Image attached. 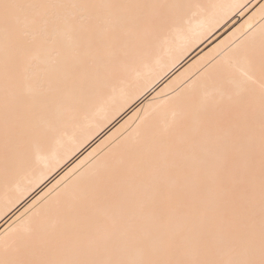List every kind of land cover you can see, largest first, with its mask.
Masks as SVG:
<instances>
[{"label":"bare ground","instance_id":"1","mask_svg":"<svg viewBox=\"0 0 264 264\" xmlns=\"http://www.w3.org/2000/svg\"><path fill=\"white\" fill-rule=\"evenodd\" d=\"M39 2L168 7L131 11L142 20L122 26L117 43L98 45L99 33L89 42L60 30L37 35L24 50L25 89L46 104L30 119L46 136L32 138L22 156L10 153L6 163L0 131V248L30 230L69 222L95 176L138 198L141 156L184 144L202 119L249 101L259 114L264 0ZM161 15L165 23L152 22ZM3 96L0 74V128ZM89 211L104 218L112 209L96 201Z\"/></svg>","mask_w":264,"mask_h":264},{"label":"snow or ice","instance_id":"2","mask_svg":"<svg viewBox=\"0 0 264 264\" xmlns=\"http://www.w3.org/2000/svg\"><path fill=\"white\" fill-rule=\"evenodd\" d=\"M165 7L0 0L6 163L10 153L22 156L32 138L41 142L46 136L30 119L46 104L30 97L23 75L22 53L37 35L63 30L96 42L99 33L98 45L117 43L122 26L142 20L131 11ZM260 62L264 69V41ZM140 164L138 198L113 187L110 178L95 176L71 207L69 222L6 240L0 264H264V82L258 117L253 101L238 104L199 121L184 144L141 156ZM96 201L111 213L90 214Z\"/></svg>","mask_w":264,"mask_h":264}]
</instances>
